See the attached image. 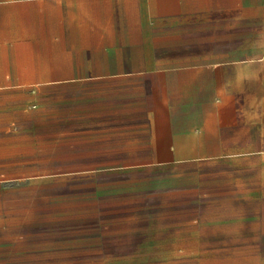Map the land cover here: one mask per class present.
<instances>
[{
  "label": "crops",
  "instance_id": "crops-1",
  "mask_svg": "<svg viewBox=\"0 0 264 264\" xmlns=\"http://www.w3.org/2000/svg\"><path fill=\"white\" fill-rule=\"evenodd\" d=\"M241 1L0 0V93L40 79L43 112L73 111L109 169L255 159L264 6Z\"/></svg>",
  "mask_w": 264,
  "mask_h": 264
},
{
  "label": "rangeland",
  "instance_id": "rangeland-1",
  "mask_svg": "<svg viewBox=\"0 0 264 264\" xmlns=\"http://www.w3.org/2000/svg\"><path fill=\"white\" fill-rule=\"evenodd\" d=\"M57 108L1 90L0 264H264V152L109 169Z\"/></svg>",
  "mask_w": 264,
  "mask_h": 264
}]
</instances>
